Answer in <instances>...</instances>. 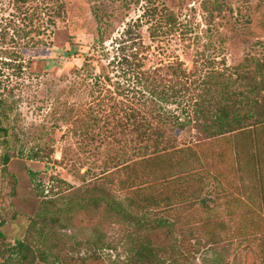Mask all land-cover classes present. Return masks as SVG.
<instances>
[{"label":"rangeland","instance_id":"374dc122","mask_svg":"<svg viewBox=\"0 0 264 264\" xmlns=\"http://www.w3.org/2000/svg\"><path fill=\"white\" fill-rule=\"evenodd\" d=\"M57 1L0 0V97L7 129L0 136V228L5 234L0 246L9 245L4 257L15 261L21 258L16 253L21 239L34 249L50 250L30 264L58 258L69 264H130L133 225L105 204L114 200L125 206L124 192L102 174L104 160L119 143L104 142L94 151L90 142L84 148L71 120L63 119L68 108L99 110L91 103L98 92L91 91L86 70L77 67L91 62L102 78L109 76L111 90L120 85L129 92L136 80L117 55L128 56L134 39L147 46L145 67L179 59L188 70L196 62L203 74L229 71L246 56L264 59V0H63V17L50 8ZM166 10L174 16L171 23ZM182 107L167 104L178 114ZM193 131L186 126L177 144L195 145ZM259 141L261 168L248 135L199 143L201 161L215 177L214 187L205 188L208 207L160 210L188 223L167 242L164 230H157L160 244L177 239L182 248L190 237L189 264H264V137ZM131 143L129 151L137 146ZM36 151L42 158L31 157ZM5 154L9 159L3 164ZM95 197L102 202L98 207L90 203ZM38 212L46 222L37 219L34 228ZM209 217L216 221L215 240L203 234L202 221ZM41 230L44 244L38 240Z\"/></svg>","mask_w":264,"mask_h":264},{"label":"trees","instance_id":"16d2710c","mask_svg":"<svg viewBox=\"0 0 264 264\" xmlns=\"http://www.w3.org/2000/svg\"><path fill=\"white\" fill-rule=\"evenodd\" d=\"M50 8L57 16L63 17V0ZM165 18L171 23L174 16L166 10ZM98 32L97 42L102 37V31ZM134 40L129 45L132 50L128 56L117 55L136 80L133 88L126 92V87L117 85L116 90H111L109 76L105 74L102 78L101 72L95 71L92 63L86 61L77 70H86L91 91L98 92L91 103L98 105L99 110L91 105L76 108L75 111L68 108L63 119L71 120L72 131L80 137L84 148H88L86 146L90 142L94 143V151L104 142L119 143V149L104 160L102 174L107 183L124 192L125 206L114 200H106L105 204L133 225L129 263L189 264L186 249L190 252L192 247L189 249L186 244L190 237L186 238V244L181 248V241L177 239L169 241L166 246L160 244L156 233L157 230H164L166 239L163 241L167 242L171 233L181 231L188 223L175 222L161 215L160 210H177L193 205L208 207L205 188L214 187L215 177L209 175L196 150L204 140L216 136H231L233 139L239 134L248 135L255 142L254 154L261 168L259 140L264 137V59L246 56L229 71L212 70L203 74L198 73L196 62L188 70L179 59L145 67L147 46L140 39H137L138 42ZM251 63L255 64L254 68L249 66ZM102 90L106 93L100 95ZM170 103L183 105L180 114L167 108ZM3 105L4 99L0 97V136L7 132L2 120ZM72 110L74 116L71 118L69 114ZM182 113L184 117H181ZM188 125L194 130L195 145L177 144L179 132ZM131 142L137 143V146L133 145L132 151H129L127 147L131 146ZM49 150L50 154L52 149ZM31 157L40 159L42 155L36 151ZM8 159V154L3 155L2 163L5 164ZM32 174L34 179L35 174ZM261 191L264 194L263 183ZM90 203L93 207L102 204L98 197L92 198ZM262 206L264 210V198ZM46 217L36 213L32 218L34 228L37 219L46 222ZM202 224L206 240H215L214 218H206ZM188 233L192 231L188 230ZM41 234L42 230L38 240L44 244ZM0 240H5L1 228ZM3 246H0V256L4 257L9 245ZM16 250L21 256L18 261L6 256L0 264H30L31 258H45L50 252L46 248H32L27 239L18 240ZM182 257L186 262L181 260ZM56 260L51 264H69L61 258Z\"/></svg>","mask_w":264,"mask_h":264}]
</instances>
